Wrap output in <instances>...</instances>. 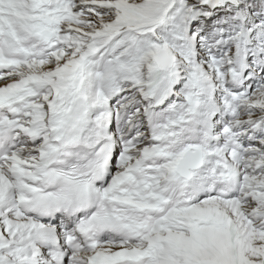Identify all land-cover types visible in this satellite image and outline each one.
<instances>
[{"label": "snow or ice", "instance_id": "1", "mask_svg": "<svg viewBox=\"0 0 264 264\" xmlns=\"http://www.w3.org/2000/svg\"><path fill=\"white\" fill-rule=\"evenodd\" d=\"M0 264H264V0H0Z\"/></svg>", "mask_w": 264, "mask_h": 264}]
</instances>
